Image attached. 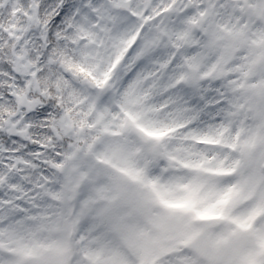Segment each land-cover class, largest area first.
I'll return each instance as SVG.
<instances>
[{"label":"snow or ice","instance_id":"1","mask_svg":"<svg viewBox=\"0 0 264 264\" xmlns=\"http://www.w3.org/2000/svg\"><path fill=\"white\" fill-rule=\"evenodd\" d=\"M0 264H264V0H0Z\"/></svg>","mask_w":264,"mask_h":264},{"label":"rangeland","instance_id":"2","mask_svg":"<svg viewBox=\"0 0 264 264\" xmlns=\"http://www.w3.org/2000/svg\"><path fill=\"white\" fill-rule=\"evenodd\" d=\"M103 168H113L115 167V162L114 161H106L102 164Z\"/></svg>","mask_w":264,"mask_h":264},{"label":"trees","instance_id":"3","mask_svg":"<svg viewBox=\"0 0 264 264\" xmlns=\"http://www.w3.org/2000/svg\"><path fill=\"white\" fill-rule=\"evenodd\" d=\"M102 166V165H101Z\"/></svg>","mask_w":264,"mask_h":264}]
</instances>
